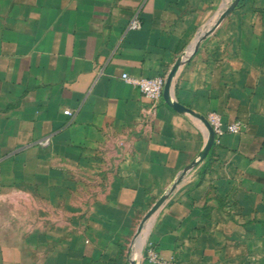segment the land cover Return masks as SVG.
<instances>
[{
    "label": "crops",
    "instance_id": "0c3cea01",
    "mask_svg": "<svg viewBox=\"0 0 264 264\" xmlns=\"http://www.w3.org/2000/svg\"><path fill=\"white\" fill-rule=\"evenodd\" d=\"M231 2L0 0V264H264V0L215 26ZM180 57L172 99L243 124L202 159L201 120L146 125L121 78Z\"/></svg>",
    "mask_w": 264,
    "mask_h": 264
},
{
    "label": "built area",
    "instance_id": "2783aa9c",
    "mask_svg": "<svg viewBox=\"0 0 264 264\" xmlns=\"http://www.w3.org/2000/svg\"><path fill=\"white\" fill-rule=\"evenodd\" d=\"M140 27L141 23L139 18L137 15H134L129 22L128 29L137 30ZM121 78L127 84L137 88L142 97L147 100L148 106L142 109V121L146 125H149L156 114L157 103L162 98L165 76L157 75L154 77H142L122 73ZM64 114L70 115V111L64 110ZM206 119L214 132V141H218L219 137L226 132L235 133L243 128V124L240 121L224 124L221 116L216 112L208 113ZM48 143V137L38 141V144L41 146H46ZM145 259L152 264H175L171 258L160 257L150 242L146 244Z\"/></svg>",
    "mask_w": 264,
    "mask_h": 264
},
{
    "label": "water",
    "instance_id": "95a60500",
    "mask_svg": "<svg viewBox=\"0 0 264 264\" xmlns=\"http://www.w3.org/2000/svg\"><path fill=\"white\" fill-rule=\"evenodd\" d=\"M239 0H232V2L230 3V5L220 14V16L217 19V22L214 24L215 26L228 14L230 13L237 5ZM213 28H210L208 30V32H206L203 36H201L200 38H198L196 40V42L193 45L192 48V52H194L198 46V43L200 42V40L202 39V37H204L205 35H207L209 32H211ZM183 61V58H177V60L174 62V64L172 65V67L170 68V70L168 71V73L165 76V82H164V86H163V93H162V97L164 99V101L170 106L172 107L174 110L178 111V112H182V113H187L190 114L196 118H198L199 120H201V122L205 125L207 131H208V138L206 141V144L204 146L203 151L200 154V158L202 159L204 158L209 149L212 146V143L214 141V132L211 128V126L209 125L207 119L205 116L198 114L196 112H194L192 109L183 106L182 104L176 102L175 100L172 99L171 96V86H172V81L181 65ZM194 165V162L191 164V166ZM190 166V167H191ZM168 195L164 194L162 195L160 198H158V200L150 207V209L147 211V213L144 215L139 228H138V232L141 230L143 223L164 203V201L167 199ZM131 264H137L135 261H132Z\"/></svg>",
    "mask_w": 264,
    "mask_h": 264
}]
</instances>
